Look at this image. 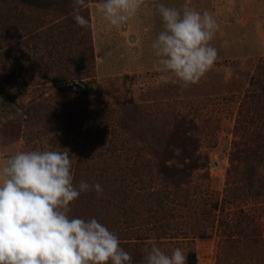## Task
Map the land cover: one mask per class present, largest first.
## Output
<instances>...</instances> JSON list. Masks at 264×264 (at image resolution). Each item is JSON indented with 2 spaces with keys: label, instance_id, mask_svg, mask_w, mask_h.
I'll return each mask as SVG.
<instances>
[{
  "label": "rangeland",
  "instance_id": "1",
  "mask_svg": "<svg viewBox=\"0 0 264 264\" xmlns=\"http://www.w3.org/2000/svg\"><path fill=\"white\" fill-rule=\"evenodd\" d=\"M64 1L70 0H47L59 12L66 11H62L67 4ZM19 3L6 0L5 17H10L12 6ZM99 3L86 0L81 9L90 22L87 28L76 25L72 12L42 16L24 7L11 17L19 19L17 23L9 21L0 29L6 35L2 43L5 54L0 56V163L19 151L68 149L74 174L79 161H107L102 153L108 146L154 147L152 135L168 127L153 117L166 122L170 109L194 118L200 128L201 154L209 158L210 167L207 173L195 175L198 195L221 199L236 144L242 136L256 141L258 134H264V99L251 86L253 78L264 83V0H145L138 14L118 29L98 14ZM157 3L176 8L187 4L201 13L208 11L219 25L211 41L217 59L206 75L188 88L165 83L163 74L155 70L151 43L162 30L161 17L153 7ZM42 21L45 25L40 28ZM90 46L94 62L88 71L76 72L74 60ZM17 52L24 58L14 67ZM58 71L66 73L69 80L55 84L42 77H54ZM88 82L99 86L104 97H79L77 86ZM125 101L133 102L135 109L127 111L122 106ZM101 106L115 112L119 124L110 129L123 140L124 130L130 129L127 140L108 138L104 122L89 120L86 112ZM246 208L264 222V198ZM216 214L210 212L209 217L213 237L196 240L198 264H216L220 241ZM160 248L166 254L175 248L184 251L177 245Z\"/></svg>",
  "mask_w": 264,
  "mask_h": 264
},
{
  "label": "trees",
  "instance_id": "2",
  "mask_svg": "<svg viewBox=\"0 0 264 264\" xmlns=\"http://www.w3.org/2000/svg\"><path fill=\"white\" fill-rule=\"evenodd\" d=\"M5 1L0 2V24L3 27L0 29L3 30L11 23L9 21L18 22L19 19L11 17L20 14V8L25 7L42 16L46 12L66 15L73 11L72 0L63 2H67L63 5L62 11L66 9L63 12L52 7L47 0H19L18 5L12 6L14 12L10 11V17H5L8 14L4 10ZM27 22L31 24L29 20ZM44 25L42 21L40 28ZM5 38L6 35L0 32V56L5 54L2 46ZM21 58L24 57L17 52L14 67ZM92 62L91 46L86 47L74 60L76 72L88 71ZM14 67L12 70L16 71ZM42 77L47 83L55 84L69 80L62 71L54 77ZM251 86L257 88L258 96L264 99V83L253 78ZM77 87L79 97H104L102 89L94 83ZM111 98L116 105L120 104L115 96ZM122 106L127 111V108L135 109L131 101H125ZM86 115L89 120L97 118L104 122L108 138L111 135L113 139L123 140L120 134L110 129L119 124L111 109L92 107ZM166 118V122H161L153 117L156 123L168 127L164 132L157 131L152 135L156 142L154 147L108 146L102 153L107 161H79L73 183L78 185L82 180L90 185L99 183L103 191L100 194L94 190L81 193L72 203L69 215L85 220L96 218L119 237L120 246L132 256V264H141L144 249L151 243L159 247L182 246L187 264H198L196 240L213 237L214 226L209 223V217L210 212H215L216 229L220 234L216 264H264V222L246 208L250 202L264 198V134H258L256 141L252 137H241L231 157L223 196L213 199L197 193L195 175L202 171L207 173L210 167L209 158L201 154L199 125L194 118L175 110H167ZM124 133L123 142L132 132L126 127Z\"/></svg>",
  "mask_w": 264,
  "mask_h": 264
},
{
  "label": "clouds",
  "instance_id": "3",
  "mask_svg": "<svg viewBox=\"0 0 264 264\" xmlns=\"http://www.w3.org/2000/svg\"><path fill=\"white\" fill-rule=\"evenodd\" d=\"M145 0H101L97 12L120 28L134 18ZM86 0H72V18L90 26L81 9ZM162 30L151 43L155 70L165 83L183 88L197 84L213 67L212 46L219 25L212 13L185 4H154ZM68 149L19 151L0 163V264H132L119 237L96 218L72 217L71 205L81 193H102L99 183H73ZM141 264H187L181 248L166 254L155 243L146 246Z\"/></svg>",
  "mask_w": 264,
  "mask_h": 264
},
{
  "label": "crops",
  "instance_id": "4",
  "mask_svg": "<svg viewBox=\"0 0 264 264\" xmlns=\"http://www.w3.org/2000/svg\"><path fill=\"white\" fill-rule=\"evenodd\" d=\"M3 161H1V163H2Z\"/></svg>",
  "mask_w": 264,
  "mask_h": 264
}]
</instances>
